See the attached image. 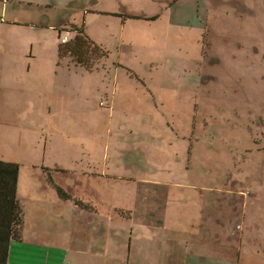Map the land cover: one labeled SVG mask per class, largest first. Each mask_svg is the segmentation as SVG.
Here are the masks:
<instances>
[{"label": "rangeland", "instance_id": "rangeland-1", "mask_svg": "<svg viewBox=\"0 0 264 264\" xmlns=\"http://www.w3.org/2000/svg\"><path fill=\"white\" fill-rule=\"evenodd\" d=\"M11 1L16 2L14 5L21 13L44 12L54 21L46 28H18L10 14L14 10L0 3V15L5 14L10 20L0 24V28H4L5 38L16 41L13 45L18 46L22 58L17 63L10 57V50L0 47V158L20 165L18 197L25 217L23 241L12 242L10 264H138L137 258L152 257L148 253L151 242L145 238L154 239L155 248L159 245L168 254L170 248L165 245V238L172 231L175 236H182L186 221L182 222L183 229L171 226L175 210L160 207L153 199L155 196L148 195L154 193L153 185L139 183L145 177H153V171H162L151 150L158 128L151 127L158 125L168 138L166 142L170 140L177 146L180 137H189L192 119L204 115L196 107L203 108L207 103L215 106L211 98L223 96L220 88L216 89V77L227 76V81L233 83L243 69L239 65L241 54L235 49L237 40L242 44L251 40V46L264 33V0ZM247 7L252 10L242 24L237 19L241 12L248 11ZM124 15L141 19H116ZM156 17L157 21L149 20ZM24 20L30 22V16L26 15ZM66 24L83 26L94 43L107 48L109 59L99 72L90 74L84 68L58 60L55 29ZM229 60L235 62L229 65ZM9 61L20 67L31 61V67L28 80L6 90ZM200 79L210 80L201 82L198 90ZM241 89L233 86L230 90ZM196 96L195 106L192 100ZM101 102L105 107L100 106ZM14 109L20 115L12 116ZM28 111L29 116L22 115ZM145 115L154 119L153 125L142 122L141 116ZM108 117L112 140L115 136H123V140L115 141L116 149L112 142L107 151L111 138L104 147L102 142ZM130 119L140 124L130 126ZM172 121L175 125L168 127L166 124ZM70 127H74L71 138L65 132ZM121 128L124 130L120 131ZM54 129H62V137ZM91 129L95 142L89 140ZM142 130L148 134L139 136ZM142 144L143 149H149L144 159L137 150ZM223 156H227L225 151ZM103 169L113 178L106 180L103 190H96L103 196L79 197L75 189L78 175ZM121 173L128 182L116 180ZM99 182L85 180L91 186ZM144 193L155 206L145 208L139 200ZM258 194L250 198L251 202L264 200ZM127 213L130 218L124 220ZM216 218L220 220L218 214ZM221 218L223 224L227 222ZM248 221L252 228H248L243 244L245 254L253 247L250 238L260 240L264 247V206L252 218L250 213ZM144 223L150 228H142ZM228 227L213 230L215 234L211 228L206 232L209 236L230 235ZM142 241L148 245L146 251L142 250ZM198 244H192L196 251ZM202 255L197 251L195 264Z\"/></svg>", "mask_w": 264, "mask_h": 264}, {"label": "flooded vegetation", "instance_id": "flooded-vegetation-1", "mask_svg": "<svg viewBox=\"0 0 264 264\" xmlns=\"http://www.w3.org/2000/svg\"><path fill=\"white\" fill-rule=\"evenodd\" d=\"M8 2L16 3L11 0ZM18 3L26 4L20 1ZM33 6L42 8L41 5ZM247 10L241 12V17L237 19L242 24L246 23V15L252 8L247 7ZM123 17L125 20L131 19V16ZM206 27L207 25L204 29ZM250 41L242 44L237 40L235 49L241 54L239 65L243 69L233 83L227 81V76L216 77V89L220 88L223 96L211 98L215 106L208 107L207 103L203 108L200 105L196 107V110L200 107L209 116L204 119L201 116L199 119L194 117L191 129L189 128V137H180L179 146L170 140L167 143L168 138L158 125L156 128L151 127V130L158 128L154 133L151 150L154 152V160L159 162L156 165L161 170L166 162V144L171 145L172 151V169L162 173L158 171L161 174L166 173L172 181L161 185L163 199L157 196L153 199L157 200L156 204L175 210L173 225L178 224V214L185 212L186 229L182 236L190 237V243H199L197 251L203 255L198 264H217L216 257L227 264H264V247L260 240L250 238L253 247L246 254L243 252L245 237L249 234L248 228H252L248 216L251 213L252 218L262 212L264 206V200H250L258 193L264 199V33L251 46ZM200 50L201 41L198 44V51ZM198 62L202 65L200 59ZM234 62L229 60L227 64ZM209 80H198L197 89L200 90L201 82L209 83ZM233 86H240L242 89L232 91L230 89ZM197 100L196 96L192 103L195 105ZM166 125L172 127L175 123L172 121ZM142 131L139 136L148 134L147 131ZM137 150L143 159L144 154L149 151L143 149V144ZM224 151L227 153L225 157ZM241 165L244 167L241 168ZM245 184L251 187L245 188ZM140 202L148 204L142 196ZM217 214L220 220H217ZM207 217L210 218L207 220ZM221 217L227 222L223 224ZM226 225L231 229L230 235H212L216 233L213 230L224 229ZM208 228L212 229L210 236L206 232ZM171 236H175L174 231ZM237 239L238 243L235 242ZM242 253L245 254L244 257Z\"/></svg>", "mask_w": 264, "mask_h": 264}, {"label": "crops", "instance_id": "crops-1", "mask_svg": "<svg viewBox=\"0 0 264 264\" xmlns=\"http://www.w3.org/2000/svg\"><path fill=\"white\" fill-rule=\"evenodd\" d=\"M161 1H163V0H161ZM0 3L6 5V7L9 5L12 8V10H14V12H12L10 14H13V17L15 19V21L13 23H14V25L18 26V28H30V27H35V26H39L41 28H46L48 25H50L54 21L53 19L48 18V14H46L44 12L34 11L33 13H26V12L21 13L19 11L20 9H17V7H15L14 4L9 3L8 0H0ZM44 7L47 8L48 6H44ZM18 8H20V7H18ZM26 15L30 16V22H25L24 18ZM116 15H122V14H116ZM121 17H123V16H116V19L124 21L125 17H123V18H121ZM0 18H2L4 20V21L0 22V24H7L10 21L6 18L5 14L0 15ZM18 19H22V20L17 21ZM155 21H157V20H155ZM41 22H45L47 24H41ZM69 25H71V24H66L65 27H61V28H57V29L67 28V26H69ZM57 29H55V32L58 33ZM4 35H5L4 28H0V47L10 50L12 53V55L10 57L14 61H16L17 63H20L22 61V58H19L20 52H19L18 46L15 47L13 45L16 41L13 40L11 37L5 38ZM58 40H59V33H58ZM58 48H59V46H58ZM30 54L32 55V53H30ZM57 55H58V51H57ZM28 58L30 60L33 59L32 56H29ZM68 63L70 65H72L70 62H68ZM9 64L11 66V69L5 73V89L6 90L12 89L15 87L16 84H19L21 82H24L25 80H28L29 70L31 67V61L28 62L26 66L23 65L22 67L15 65L12 61H9ZM75 68H81V67H75ZM29 113H30V111L23 112L22 115L29 116L31 114V113L30 114ZM15 115H20V113L16 112L14 109L12 112V116H15ZM6 125L9 126L8 122H6ZM43 130L45 131V129H43ZM48 130H49L48 131V134H49L51 132V130L50 129H48ZM123 130H124V128L120 129V131H123ZM27 131L29 132L30 129H28ZM54 131L57 133H58V131L61 132L60 136L62 137V129H60V130L54 129ZM73 131H74V127H70L65 132H67L69 134V138H71L73 135ZM3 133H6V132H3ZM90 133H91V137L89 140H91L92 142H95V135H94L93 129H91ZM103 134H104V139L102 142L103 147L105 146V142L109 143V140L111 138V141L107 147V151H108V149H110L112 142H113V147L115 149H116V146H115L116 140L119 141L120 143H122L123 136H120V137L115 136V141H114V139L112 140L111 122H110L109 117L107 119V130H105V133L103 132ZM88 138H89V132H88ZM50 141L54 142L55 140H50ZM116 157L119 158V157H121V155H119V157H118V155H116ZM140 157L143 159L142 155H140ZM0 160L10 162V161L4 160L2 157L0 158ZM10 163H13V162H10ZM15 164H17V163H15ZM155 172H156V174H155ZM162 172H163V170L161 171V173ZM161 173H159L158 171H153V177H150V178L145 177L144 180H141L139 183L142 184L141 182L145 181L147 185H153L154 186V188H153L154 193L148 194V195L155 196V197L160 196V197H162L161 199H163V194L161 193V185L162 184H166V185L168 184L167 183L168 177L164 175L165 173H163V174H161ZM118 176L120 177L121 175H118ZM86 178L98 179V181H100V182L97 185L95 184L94 186H91V185H88L85 183ZM107 179L112 180L113 178H112L111 174L105 172V169H103L102 171L97 172L95 174H83L82 176L78 175V179L75 181V189L77 190L76 194L79 197L103 196L102 195L103 193H99L96 190L97 189L103 190L102 187H104V183L106 182ZM137 179L140 180L139 178H137ZM137 191H138V189H137ZM148 195L144 193V196L143 195H141V196L149 198ZM35 201H38V200H35ZM39 203H41V202H39ZM91 206H93V205H91ZM144 206H146L145 208H148V207H153L155 205L151 204L149 206L147 204ZM160 207H162V206H160ZM106 209L108 211L107 217L109 219L110 207L107 205ZM92 211H93V209H92ZM94 211L98 212V205L96 207H94ZM100 211H101V209H100ZM178 215H179V220H178L177 227H179L180 229H183L184 225L182 224V222L185 220V212L181 211ZM171 226H173V224H171ZM95 228L96 227L93 226V229H95ZM97 228H100V226H98ZM142 228H150V225L144 223L142 225ZM150 242H151V246H150L151 249L149 250L148 253L151 254L152 257L149 258L148 256H146L145 258H141V259L137 258L138 264H195L197 261V251L192 248L193 242L190 243V237H188V236H171V237L165 238V240H164L165 245L170 248L169 249L170 252L168 254L163 253L160 250L159 245H157V247L155 248V246L153 244L155 242L154 239H151ZM159 242H162V241H159ZM145 244L146 243L144 241H142V245H145ZM147 248H148V245L146 248H144L142 250L146 251ZM164 256H166V257H164ZM209 258H212V257H209ZM215 260H216L217 264H227L217 257L215 258ZM200 261H201V259H199L197 264ZM251 264H255V263H251Z\"/></svg>", "mask_w": 264, "mask_h": 264}, {"label": "trees", "instance_id": "trees-1", "mask_svg": "<svg viewBox=\"0 0 264 264\" xmlns=\"http://www.w3.org/2000/svg\"><path fill=\"white\" fill-rule=\"evenodd\" d=\"M141 18L131 17L132 21H139ZM130 20V19H127ZM155 20H158L156 17ZM4 21L0 18V22ZM59 33V48H58V60L63 62H70L76 67L86 69L90 74L100 71V66L103 62H108L110 53L107 48L103 45L94 43L91 38L85 33L83 26L71 24L67 28L57 29ZM66 34H70L69 39L66 43H62L63 37ZM104 66V65H103ZM257 91V90H253ZM152 99H149V102ZM103 103V102H101ZM104 104V103H103ZM101 106V104H100ZM147 106H150L147 103ZM101 107H105L101 106ZM208 107L210 105L208 104ZM208 113H204L201 119L207 118ZM141 120L144 124L150 123L153 125L154 119L149 117L141 116ZM195 123V120H194ZM140 123L130 119L128 125L136 127ZM151 138V137H150ZM168 159L164 166H161L163 171L171 170V145H167ZM171 154V155H170ZM121 155V152H120ZM176 171V170H175ZM19 172L20 165L0 160V264H10V248L12 242H22L23 232L25 228V217L22 203L18 197L19 190ZM108 173V172H107ZM167 176V174H164ZM168 177V176H167ZM116 180H122L128 182L125 174L121 173V176H117ZM169 177L167 183H169ZM134 182V181H131ZM124 195V194H122ZM139 196V200H140ZM160 198V196H158ZM146 199L150 206V198L143 197ZM81 204V202H80ZM143 204V203H142ZM144 205V204H143ZM91 206V205H89ZM130 216L128 213L124 220H128ZM179 220V215H178ZM172 224V222H171ZM132 234V233H131ZM150 241L149 239L145 238ZM147 244L142 245V249L146 248Z\"/></svg>", "mask_w": 264, "mask_h": 264}, {"label": "built area", "instance_id": "built-area-1", "mask_svg": "<svg viewBox=\"0 0 264 264\" xmlns=\"http://www.w3.org/2000/svg\"><path fill=\"white\" fill-rule=\"evenodd\" d=\"M69 36H70V34H66L65 37H63L61 42L62 43H66L68 41V39H69ZM101 106H103V103L101 104Z\"/></svg>", "mask_w": 264, "mask_h": 264}]
</instances>
